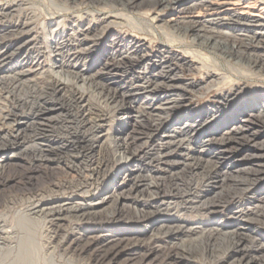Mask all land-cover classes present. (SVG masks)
I'll use <instances>...</instances> for the list:
<instances>
[{
	"label": "rangeland",
	"instance_id": "374dc122",
	"mask_svg": "<svg viewBox=\"0 0 264 264\" xmlns=\"http://www.w3.org/2000/svg\"><path fill=\"white\" fill-rule=\"evenodd\" d=\"M198 1L204 0H182L177 5L171 4V6H164L161 3L153 5L151 0H106V2L94 5L88 2V0H76L75 2L72 0H0V7L5 8L15 3L17 5L21 4L20 6L14 5L11 9L6 10V15H0V217L4 214H8L10 217L5 221L4 225L8 226L11 224V217L16 211L24 210L30 204L38 201H55L56 203H65L66 205L73 204V202L90 203L89 206L95 207L97 212L104 215L112 209L111 201L118 195L117 202L120 207V214H116L106 226L101 224V221L98 222L90 219L76 220L75 218L64 217L61 221L59 238L54 239L57 241L56 256L62 253L61 250L67 246L73 235L75 236L93 227L97 229L100 227L103 230V235L116 233L119 236L132 237L138 234L145 240L151 239L152 245L157 244L162 247L158 249L155 259L163 257L167 249L174 247L175 249L172 248L175 250L173 251V257L165 264H245L248 260L251 261H248L246 264H264V246L258 247V243L264 244V148H261V153L263 154L260 156L261 158H257L260 160L259 163L253 162L251 165L256 168L259 164L257 168L260 169L257 174L258 177L253 181L251 188L240 192L233 191L231 187L229 188L221 181L223 174L227 172L234 173L236 169L249 166V162L246 161L248 154L260 152L261 149H259L258 144H264V117H261V112L263 111H259V114L255 113L254 116H251L248 115L251 112L250 109H246L245 113L237 114L234 120L218 125L220 132L227 130L233 125L244 126L246 131L250 132L253 141L244 138L243 141H238L237 144L234 142L229 148L223 149L221 157L217 161V170L220 173L219 177L214 182V186L209 188L212 190H209L206 196L207 198H213L214 204L213 207L206 208V210L205 208H192V210L184 208V200L179 198L175 202L177 205L172 204V207H167L163 211L153 212L141 223V227L130 226L126 227L123 231L119 230L123 226L120 220L126 218L128 214L131 215L132 206L134 207L137 204L132 199L134 198L138 201L142 199L135 192L133 193V195L135 194L134 196L131 195L133 197H122L119 192L127 188L139 172L160 176L169 171H176L175 169L178 165L173 163L174 165L171 164L170 166L169 164V167L167 166L168 169L166 167H162L161 169L160 166L154 164V166H149L146 165V160L148 159L140 158L139 155L135 157V161L130 164V168L125 173V178L127 177L128 179L122 180L117 189L114 188L116 183L115 176H118V170L121 173L125 170V167L124 169L122 168V166H125L124 160L121 159L116 162L117 164L113 165L106 174V177L101 176L100 180L94 182L90 188L88 187L86 193H81L79 192L80 190L73 191L68 189L66 192H54L55 194L45 195V198L35 196L34 198L31 197L29 201L27 200V191L30 188L24 184L27 182L26 177L28 176H31L38 186L45 183L48 179L61 180L65 178L67 180L74 179L77 182L81 181L84 174H87V170L91 169L92 165H90L88 160H85L87 159L84 156L85 151L78 142L82 128L77 122L81 118V114L71 99V93L79 88L66 80L67 75H73L78 70L85 72V75H94L97 71L103 72L98 76L100 82L103 83L105 79H111L113 84H118L121 81L128 82L129 79L127 77L130 74L136 75L135 71L148 72L149 66L153 68L152 64H157L159 61L162 62L165 59L169 60L171 58L172 63L174 62L178 68L176 75L178 74L179 80L202 82L203 86L202 88L191 89V92L188 90L185 96L181 97L180 102L173 106L165 124H168L167 126L174 125L175 122L183 119L187 111L199 113L209 106H214L217 110L220 109V112H216L217 114L215 113L209 119L210 122H206L201 126L198 132L199 141L196 144L194 141L189 149L193 157L201 159L203 164H206L207 160H213L214 148L217 146L207 141L205 136L206 131L211 129L213 125L214 127L217 126V121L223 115L231 114L235 107L240 106L244 102L246 103L249 101V98L251 100L256 94L264 92V72L247 69L244 65L236 62L234 58H224L216 53H211L206 48L197 46V43L191 42L192 36L190 34H187L188 36L181 40L182 36L176 30L177 23L183 25L182 22L190 23L194 20L206 23V19L208 18L206 10L201 9L199 13L197 10H190V12L186 10L188 9L187 7H191V5ZM230 1L234 4L224 6V8L230 11L233 10L231 12L244 19V24L234 28L233 33H240L241 31H237L239 27L244 30H248L249 28V30L264 31V29H261V26H258V21L264 20V0ZM24 4L31 5L32 10L40 15L39 22L34 24V26H29L27 29H15L24 20ZM185 10L187 12H183ZM249 20L252 22H249ZM41 23L45 25L44 29H41ZM73 27L77 31L86 29L87 27L90 28L87 38L83 39L80 31L77 32L78 38L75 35L74 37L79 40L83 39L84 42L83 40L82 42L84 44L91 46L92 54L90 57L85 58V60L78 61L75 66L66 65L63 69L55 68V70H61L63 79L67 84L66 90L60 96L61 101H57V97L61 93L54 96L49 84L53 73L49 74V72H46L39 75L37 72H29L26 74L27 67H19L17 63L20 60L32 58L37 53L36 49L31 46L32 42L28 41L30 38L28 31H36L39 34L43 32L46 39L49 38L48 34H50L51 28L67 34L72 32ZM228 29L227 26L221 28L222 31H228ZM118 40L122 42H117ZM112 42L118 45L114 49H120L122 52L128 48L129 44L140 45L139 55H143L144 60L138 63L137 66H134L129 71V74L125 76L119 71H109V73H106L99 70V61L97 59L99 53H103L104 49H106L105 53H111L109 47ZM248 49V53L264 55V49L260 48L259 45H253ZM117 50L112 51L113 53H118L119 51ZM109 56L110 54H108ZM50 57L53 59L54 54L50 55ZM63 57L65 58V56ZM56 58L61 59V57ZM191 61L195 64V67L190 70V68H186L187 66L184 63ZM203 62L213 73L219 76L226 75L227 79L219 83H208V80L205 79ZM179 63L183 64V66H180ZM42 64L47 66L52 63L42 62ZM91 65H94L92 70L90 72L85 71ZM77 85H80V83ZM86 87L82 88V91L84 90L83 92L89 97L93 112L97 111L96 105H99L110 120L108 127L109 136L114 135L117 127L128 128L132 125L129 121V123L126 122L128 120L126 119V110H116L115 108L114 110H110L109 107H104V105L99 104L97 97L93 94V88ZM45 98H48L47 103L49 104L59 102L61 106L63 105L61 112L52 113L50 120L47 121L41 119L35 120L34 112H36L38 107H44L42 100ZM145 102V99L139 97L127 101L126 106L128 108H134V106L139 108V106L143 107L142 105ZM31 104L33 107L29 108ZM218 107L220 108L218 109ZM221 109L223 110L221 111ZM26 124L28 127L25 126ZM99 131L97 129V135L102 136L103 133L105 134V131H102V133ZM161 131L158 132V136L159 134L161 135ZM248 132L247 134H249ZM108 133L106 132V134ZM203 134H205L204 137ZM92 135L94 134L87 133L85 139H89ZM101 140H103L102 144ZM101 140L100 142L98 141V144L100 143L103 146L100 155L105 157L107 156L105 149L110 142L105 138H101ZM144 140L145 136L143 135L140 136L138 142ZM58 142H63L64 145L59 147ZM253 142L258 143L256 148L253 147ZM68 144H71V148ZM40 150L44 152L39 154ZM139 167L141 168L138 172ZM85 169L86 171H84ZM30 172L33 173L30 174ZM2 181H5V183ZM139 188L141 186L137 189ZM197 188L202 190L204 186L202 185ZM109 190H111L112 195L107 196L108 198L102 204H100L98 199H94L97 196H103V193ZM92 198L94 199L93 201H91ZM136 207L139 208L137 205ZM169 216L176 217L179 225L182 226V230L178 231L175 235L162 233V223L166 222V218ZM184 227L191 229L186 231ZM237 240L241 242L238 244ZM86 241L83 239L80 241V244H84ZM5 243L9 244L7 241L0 240V247H4ZM35 247L32 243L31 245H27L30 253L37 252V247ZM96 247L100 246H94V248ZM2 249H0V260L4 254V249ZM137 250L136 255L144 252L142 248ZM174 252H177V254ZM242 255L243 257H241ZM129 256L128 252H124L112 264H120ZM240 257L243 259L241 260ZM72 258L80 264L85 262L81 257L72 256ZM155 261L148 264H156L157 261Z\"/></svg>",
	"mask_w": 264,
	"mask_h": 264
},
{
	"label": "bare ground",
	"instance_id": "6f19581e",
	"mask_svg": "<svg viewBox=\"0 0 264 264\" xmlns=\"http://www.w3.org/2000/svg\"><path fill=\"white\" fill-rule=\"evenodd\" d=\"M72 1L75 2L76 0ZM151 1L153 5L161 3L164 6H171V4L177 5L182 0ZM88 2L94 5L99 4L100 2H106V0H88ZM231 4L234 3L230 0L198 1L191 5V7H187L189 10H186L188 12H190V10H197L198 13L201 9L206 10L208 14L206 23L204 24L197 20L191 21L190 23L182 22L183 25L177 23L176 30L181 34V40L186 38L188 36L187 34H190L192 36L191 42L197 43V46L206 48L210 50L211 53H216L224 58H234L236 62L244 65L247 69H255L256 71L264 72V55L248 53V48L253 45H259L260 48L264 49V31H254L249 30V28L248 30H244L239 27L237 31L241 32L238 34L233 33L234 28L244 24V19L231 12L233 10L230 11L224 8V6ZM14 5L20 6L21 4L19 3L17 5L15 3L6 8L0 7V15H6V10H9V8L11 9ZM24 5V20H22L19 23V26H16L15 29H27L29 26H34V24L39 22L40 15L32 10L30 7L31 5ZM28 9L31 10L29 11ZM186 10L183 12H187ZM249 22L252 21L249 20ZM42 23L41 29H44L45 25H42ZM258 24L263 30L264 20L258 21ZM223 26H227L231 30L228 29V31H222L221 28ZM71 31L72 32L70 33L64 34L60 30L51 28L50 34H48L49 38L46 39L43 32L39 34L36 31H28L30 37L28 41L32 42L31 46L36 49L37 53L32 58H26L17 63L19 67H27V70L25 69L26 74L29 72H37L39 75L45 74L46 72H49V74L53 73L52 78L49 80V84L51 85L52 94L54 96L61 93L57 97V101H61L60 96L67 88L66 81L63 79V74L60 69H63L66 65L75 66L78 61L85 60V58L90 57L92 54V47L83 43V39L87 38L90 33V28L87 27L86 29L79 30L81 32L80 35H83V39L80 40L75 39L74 37V35L76 37L78 36L77 32L79 31H77L75 27H73ZM119 41L121 40H118L117 42ZM116 46L118 45L112 42L109 47L111 53H105L106 49L103 50V53H99L97 58L99 61L98 69L105 71L106 73H109V71H119L125 76L129 74V71L134 66H137L138 63L144 60V57L143 55H139L140 45L138 44L126 45L128 48L125 47L126 49L123 52L120 49H114ZM112 50H117L119 52L113 53ZM53 54L54 58L52 59L50 55ZM108 54H110L109 57ZM62 56H65V58H62ZM56 57H61V59H57ZM39 59L42 60V62H51L52 64L45 66ZM171 60V58L169 60L165 59L162 62L159 61L157 64H152L151 66H153L154 69L149 66L148 72L135 71L134 73H137L136 75L130 74V76L127 77V79H129L128 82L121 81L118 84H113L111 79H105L103 83L100 82L98 76L103 73H100V71L95 72V74L93 73L94 75H85V72L78 70L77 72L75 71L73 75H67L69 78L67 77L66 80L79 88L71 93V99L81 114V118L78 119L77 122L82 128L80 130L81 136H79L78 142L81 144H79L81 148L85 151V154L83 152L85 158H87L85 160H88L92 166L91 169L87 170V174H84L83 179L81 178V181L77 182H75L74 179L67 180L65 178L61 180L48 179L45 183L38 186L35 184L31 176L26 177L27 182H25L24 185L29 186L30 188L27 191V200L29 201L31 197L34 198L35 196L45 198V195H50L54 192H66L68 189L73 191L80 190L79 192L86 193L88 187L90 188L94 182L100 180L101 176L106 177V174L113 165L121 159L124 160L125 166H122V168L124 169L125 167V170H123L122 173L118 170V176H115L116 183L114 188L117 189L118 186H120L119 183L127 178H125V173L130 168V164L134 162L135 157L139 155L140 158L148 159L146 160V165L149 166L158 165L162 169V167H169V164L170 166L173 163L178 165L175 169L176 171H169L160 176L142 174L139 172L141 168L139 167V173L135 175L132 182H130L129 185L127 184V188L119 192L122 197H133L135 194H139L140 197H142L141 201L134 198L132 199L137 203L136 205L139 208H137L136 205L134 207L132 206L131 215L128 214L126 218L121 219L120 221L123 226H119L121 229H117L123 231L126 227L130 226L141 227V223L144 222L153 212L157 213L160 210L163 211V209H166L167 207H172V204L177 205L175 202L179 198L184 200V208L190 210H192V208H205L206 210V208L213 207L214 199L211 197L207 198L206 196L208 195L207 192L212 190L209 188L214 186V182L219 177L220 173L217 170V161L221 157V152L223 149H227L233 145L234 142L237 144L238 141H243L244 138L253 141L250 132L246 131L244 126L233 125L227 130L220 132L218 125L221 123L226 124L228 121L234 120L237 114L245 113L244 111L246 109H250L251 112H249L248 115L251 116H254L255 113L259 114V111H263L261 112L262 116H260L264 117V92L256 94L251 100L249 98V101L246 103L244 102L240 106L235 107L231 114L223 115V117L217 121V126L214 127L213 125L211 129L206 131V135L203 134V137L205 135L210 144L217 146L214 148L213 160H207L206 164H203L201 159L193 157L192 152L189 150L191 148L190 145L193 144L194 141L195 144L199 141L198 132L201 126L206 122H210L209 119L214 116L216 112H220V107H218L219 110H217L214 106H209L199 113H191L192 111H187L185 112L183 119L175 122L174 125L167 126L168 124H165L166 120H168L167 116L171 113L173 106L180 102L181 97H184L188 90L191 92V89L202 88L203 86L202 82L179 80L177 77L178 74L176 75L178 68ZM184 65L187 66L186 68H190V70L195 67V64L192 61L184 63ZM93 66H88L85 71L90 72ZM180 66H183V64H180ZM202 66L205 68L203 69L205 70V79L208 80V83H219L220 81H225L227 79L226 75L219 76L218 74L213 73L206 67L204 62ZM55 68L60 69L55 70ZM79 83L80 85H77ZM85 86L93 88V94L97 97L99 104L104 105V107H109L110 110H114V108L116 110H126V119H128L126 122H130L132 125L128 128L117 127L114 135L109 136L108 127L110 125V120L99 105H96L97 111L95 110L93 112L89 97L83 92L84 90L82 91V88H85ZM42 95L46 96L45 94ZM139 97L146 100L144 105H142L143 107L139 106L138 108L134 106V108H128L126 106L127 101ZM47 102L48 98L42 100L44 107H38L36 112H34L35 120L41 119L47 121L50 120L52 113L57 111L61 112L63 105L61 106L59 102H53L50 104ZM30 107L32 108L33 105L31 104L29 108ZM222 110L223 109H221V111ZM53 117L51 118L53 119ZM139 118L140 120H138ZM25 126H27V124ZM17 127L19 128L18 125ZM94 129L95 131L92 133ZM97 129L100 130L99 132L101 133L102 131H105V134L103 133L104 135L102 134V136L99 134L97 135ZM159 131H161V135L159 134L158 136L157 134ZM106 132L108 134H106ZM247 132L249 134H247ZM87 133L94 135L90 136L89 139H85ZM143 135L145 136V140L138 142L140 136ZM101 138H105L110 142L108 145L106 144L107 146L105 145V151L107 152V156L105 157L100 155L101 148L103 147L101 145L103 141ZM100 140L101 144H98V141L100 142ZM72 142L75 144L74 141ZM58 144L60 145L59 147L64 145L63 142H58ZM252 144L253 147L256 148L258 143L253 142ZM258 145L259 149L264 148V144ZM262 149L259 153L254 152L246 156V161L249 162V166H244L238 170L236 169L234 173L232 172L233 174L229 172L223 174L221 176V181L229 188L231 187L233 191L240 192L251 188L253 181L258 177L257 174L260 171V169L257 168L259 167V164L256 168L251 165L253 162L259 163L260 160L257 158H261L260 156L264 154V152L263 154L261 153ZM43 152V150H40L39 154ZM148 154L150 155L147 156ZM84 171H86V169ZM32 173L33 172H30V174ZM3 183H5V181ZM202 185L204 186L202 190L197 188ZM139 186H141V188L137 189ZM134 192L135 194L133 195ZM103 194V196H97L94 198L98 199L100 204L108 198L107 196L112 195V192L109 190ZM117 197L118 195L111 201L112 209L104 215L97 212L95 207L89 206L90 203L73 202V204L66 205L65 203H56L55 201H38L30 204V206L24 210L16 211L11 217V224L8 226L4 225V223L10 217L8 214L1 215L0 240H3L4 242L7 241L9 244L5 243L6 245L4 244V247H2L4 249V254L1 252L3 258L0 260V264H80L74 261L72 256L81 257L85 261L82 264H112L118 256L124 252H128L130 256L120 264H148L154 260L157 261H155L156 264H165L173 257V251L175 250L172 248L174 247L167 249L163 257H157L155 259L158 249H161L162 247L157 244L152 245L151 239L145 240L138 234L132 237L119 236L116 233L103 235V230L100 227L99 229L93 227L90 230H84L75 236L73 235L67 246L64 249L62 248V253H60L59 256H56L57 241L54 239L59 238L61 221L64 217H71L76 220L90 219L98 222L101 221V224L106 226L116 214H120ZM94 199L92 198L91 201ZM162 224L163 234L175 235L178 231L182 230V226L179 225V221L174 216L167 217L166 222H163ZM184 228H186V231L191 229L188 227ZM83 239L87 241L84 244H80V241ZM236 242L239 244L241 241L237 240ZM31 243L37 247H35L37 252L30 253L28 251L27 245H31ZM258 244V247L264 246L263 243ZM93 245H99L100 247L98 248L100 249L97 247L94 248ZM2 248L0 247V249ZM141 248L144 249V252L136 255L135 253L138 251L137 249ZM174 253L177 254V252ZM241 257H243V255ZM242 259L243 258H241V260ZM248 261L245 262V264L248 263Z\"/></svg>",
	"mask_w": 264,
	"mask_h": 264
}]
</instances>
